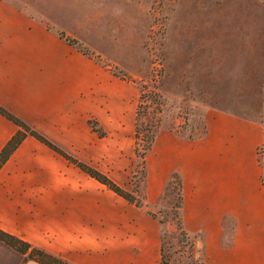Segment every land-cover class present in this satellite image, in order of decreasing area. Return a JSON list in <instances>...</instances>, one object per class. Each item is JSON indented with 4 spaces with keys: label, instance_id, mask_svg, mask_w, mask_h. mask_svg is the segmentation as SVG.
Masks as SVG:
<instances>
[{
    "label": "crops",
    "instance_id": "crops-1",
    "mask_svg": "<svg viewBox=\"0 0 264 264\" xmlns=\"http://www.w3.org/2000/svg\"><path fill=\"white\" fill-rule=\"evenodd\" d=\"M244 1L253 10L264 7V0ZM30 10L0 0V107L127 190L135 155L133 84ZM17 129L0 113V150ZM263 141L262 123L217 110L207 111L196 138L160 127L144 158L137 206L26 135L0 167V230L68 264H165L160 236L170 221L148 211L155 214L176 173L180 225L203 264H264V185L256 152ZM226 220L232 227L223 239ZM0 247L14 254L3 264H40L2 241Z\"/></svg>",
    "mask_w": 264,
    "mask_h": 264
},
{
    "label": "rangeland",
    "instance_id": "rangeland-1",
    "mask_svg": "<svg viewBox=\"0 0 264 264\" xmlns=\"http://www.w3.org/2000/svg\"><path fill=\"white\" fill-rule=\"evenodd\" d=\"M9 1L32 6V16L74 38L85 54L133 84L135 104L141 95L142 104L149 105L138 115L139 138L160 127L199 137L209 110L264 127V7L247 8L244 0ZM137 144L140 148L142 140ZM256 152L264 185V141ZM136 162L134 155L126 189L134 183L138 193L142 180ZM175 191L172 180L153 208L159 219L170 221L161 229L163 253L170 264H198L201 255L192 239L176 227ZM223 225L228 239L232 222ZM12 255L0 247V264L11 262Z\"/></svg>",
    "mask_w": 264,
    "mask_h": 264
},
{
    "label": "trees",
    "instance_id": "trees-1",
    "mask_svg": "<svg viewBox=\"0 0 264 264\" xmlns=\"http://www.w3.org/2000/svg\"><path fill=\"white\" fill-rule=\"evenodd\" d=\"M59 36L63 37L67 41L68 44L75 46L79 51H81L82 53H85L84 50L82 51V49H80L79 44L76 42V40L74 38H70L68 36H65L62 33H59ZM148 91H149V94H152V90H148ZM141 97L142 96L139 95V100H138V103L136 105V110H135L134 154L138 160V162H136V165H138L141 168L140 170H141V180H142V178L144 176V158H145V155L147 154V152L151 148V144H152L154 136L157 132V128H153V130L149 134L148 133L147 134L142 133V136H145V138H143V137L139 138V133L141 130H140V125H139V118H138L139 116L138 115H139L140 109H142L143 112H146L145 110L149 106L148 103L142 104V101L140 100ZM155 108L158 110V103L155 105ZM0 113L3 116H5L6 118H8L10 121H12L15 125L18 126L17 131L11 136V138L7 141V143L0 150V167L3 164V162L7 159L9 154L13 151V149L19 144V142L26 135H31V136L35 137L36 139H38L39 141L45 143L46 145H48L49 147H51L52 149H54L55 151H57L61 155H63L68 161H70L71 163L78 166L80 169L85 171L89 176L93 177L94 179H96L97 181H99L100 183L105 185L108 189L112 190L114 193L121 196L126 201L133 203L137 206L142 205L140 197H138L136 195V193L138 191V189H137L138 186L134 185V183H133L130 191L123 189L122 187L118 186L113 181H111L104 174H102V173L98 172L97 170L91 168L90 166H88L85 163L77 161L72 156H70L67 153H65L64 151L60 150L55 144H53L51 141H49L43 135L38 133L36 130H34L33 128H31L30 126H28L27 124L22 122L20 119H18L14 115H12L7 110L0 107ZM91 124H92L93 130H95V132L98 135H101L102 131L98 127H96L95 123H91ZM143 129H145V131H148V129L146 128V125ZM138 139L142 140V145L140 146V148H137V146H138L137 140ZM172 180H175V187H176V191H175L176 199L174 202L175 223H176V227H177L179 233L181 235H185V233L183 232L181 225H180L179 208H180V204H181V191H180V185L181 184H180L179 176L176 173L171 174L169 180L167 181V183L165 184V186L162 190L160 197H163L166 194V192H168ZM148 212L152 216L155 215L154 213H152L150 211H148ZM159 221L161 223H163L166 220L159 219ZM0 241L4 242L5 244L10 246L11 248H13L16 251H18L19 253L23 254L24 255L23 260H28V259L34 260L40 264H68L62 258H60L56 255L50 254V253L42 250L41 248L32 246L29 243L21 240L20 238L14 236V235H11L9 233H6L2 230H0ZM191 245L193 246V242H191ZM200 255H201V257H200V259H198V264H203L201 252H200ZM160 258H161V261L163 263L170 264V262H168V260L165 258V255L163 253L162 237L161 236H160ZM193 263H194V261H193ZM193 263L189 262L187 264H193Z\"/></svg>",
    "mask_w": 264,
    "mask_h": 264
}]
</instances>
